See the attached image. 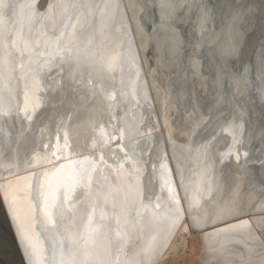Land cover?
Here are the masks:
<instances>
[{
    "label": "bare ground",
    "instance_id": "6f19581e",
    "mask_svg": "<svg viewBox=\"0 0 264 264\" xmlns=\"http://www.w3.org/2000/svg\"><path fill=\"white\" fill-rule=\"evenodd\" d=\"M64 1L9 0L11 12H31L32 18L25 21L16 15L8 19L5 13L0 23V31L10 33L8 43L16 41L14 56L26 66L30 57L32 61L44 59L50 39L59 35L66 20L70 22L62 47L76 45L78 35L96 37L101 47L98 60L78 69L75 64L60 66L59 60L52 68L37 67L34 71L17 68L13 72L10 66L1 64L9 80L12 103L5 106L9 114L0 116V264H60L61 244L68 254L63 257L64 264H148L145 250L159 244L167 234L169 209L176 207L172 197L179 200L182 219L162 254L151 264H261L264 211L258 205L264 201V193L245 188L247 180L241 165L249 160V152L238 144L243 120L226 119L218 130V126L213 128V116L224 111L218 116L222 118L226 110L207 117L196 101L195 109L185 108L182 94L172 84L183 74L180 61L171 56L169 46L163 53L149 37L140 17L145 8L152 13L153 7L145 0H85L88 3L84 9L81 0H72L69 4L74 7L67 14ZM256 1L264 13V0ZM182 3L179 0L176 4L178 15ZM49 5H55L51 13ZM154 8L159 16L165 11L158 2ZM17 25L23 30L14 36ZM186 30L190 33L189 27ZM197 31L200 34V28ZM38 33L42 34L39 45L30 46L21 59L17 49H24L27 37L34 38ZM255 34L254 26L242 32L241 53ZM194 43L199 49L201 39ZM78 45L80 51H87ZM130 56L135 60L127 67ZM4 58L6 49L0 42V59ZM199 62L200 57L192 55L194 69ZM122 66V76L129 82L126 86L119 83L117 70ZM188 72L196 77L189 80L192 94L204 98L205 72L200 76L193 70ZM83 75L86 78L82 80ZM26 94L31 120L24 111ZM36 103L39 107L32 111ZM135 115L137 122L133 123ZM252 123L253 128L264 132L259 115ZM222 132L228 143L218 149L215 158L211 148ZM156 140L161 144L160 153ZM17 146L22 149L19 155ZM173 151L183 161L181 177ZM202 152L210 157L207 162L202 161ZM260 152H264V146L257 150ZM258 158L252 157L254 161ZM122 163L124 167H120ZM74 170H86V185L91 174V188L71 193L60 186L57 191V182L66 180ZM204 179L206 186L202 185ZM49 185L59 201L46 215L44 194L49 192ZM65 196L70 197V203ZM93 206L95 222L103 227L89 239L85 225ZM228 208L230 214L224 211ZM101 212L106 214L104 221ZM193 218L199 219V226L192 227ZM244 220L250 222V230L231 227Z\"/></svg>",
    "mask_w": 264,
    "mask_h": 264
},
{
    "label": "water",
    "instance_id": "95a60500",
    "mask_svg": "<svg viewBox=\"0 0 264 264\" xmlns=\"http://www.w3.org/2000/svg\"><path fill=\"white\" fill-rule=\"evenodd\" d=\"M71 1L65 0L63 3H70ZM87 1L90 2L92 0ZM87 1L81 0L82 8L88 3ZM156 2L159 3V0H145V4L152 6L153 11L149 13V8H145V13L141 14L140 20L144 25H147L149 37L152 40L154 39L157 46L163 50L161 52L164 53L166 46H169L170 49L168 48V50L171 56L180 61L183 74L180 75L181 77L177 83L171 80L173 87H177L178 92L182 94L185 108L191 107L195 109L196 101L201 106V111L207 114V117H210L221 109L227 111L222 118L218 116L219 114H223L224 111L213 116V128L218 126V130H220L222 123L229 118L231 122L239 118L243 120L244 126L240 135L241 137L238 139V144L247 147L249 152V160L241 165L247 180L245 188H253L258 194L262 195L264 193V152L257 153V150L264 146V132L263 130L253 128L252 123L256 115H259L261 122L264 123V48L262 46L264 43V13L261 12L260 5L256 0H182V11L178 15L175 8L179 0H170L173 9H165L162 12L164 17L162 19V14L159 16L154 8ZM173 10H175L176 15L170 16L169 13ZM6 14L9 17L8 19L16 15V18L20 17L21 20L25 21H30L32 18L31 12H21L19 15L8 9ZM252 26L256 30L255 39L250 42L245 52L241 53L242 32L247 31ZM187 27H189L190 33L187 32ZM197 28H200V34ZM214 29H217V31L220 29V32L217 33ZM22 30L23 28L20 25L15 26L13 35L17 36ZM41 35V33H38L34 38L28 36L26 42L29 47L32 45L38 46ZM126 35L127 33L124 34V37ZM56 36L58 35L56 34ZM259 36L262 39H258ZM54 38L50 39L44 56L47 55L48 46ZM198 38L201 39V46L199 49H195L194 42ZM76 40L87 50L86 52L81 51L82 55L89 56L91 61L98 60V52L101 50V47L96 37L88 36L83 38L78 35ZM152 40L151 44L153 43ZM215 42L216 46L212 48V44ZM192 55L200 57V62L199 64H195V69L191 65ZM134 60L135 58L130 56L127 60V67H131ZM17 63H22V61L17 60ZM122 68L124 67L122 66L117 70L119 73V83L126 86L129 82L122 76ZM222 68H226L227 76L221 81L219 76L220 69ZM246 68L247 72H245ZM189 70H193L199 76L202 72H205L203 77L205 80L204 98H196L192 94L189 80L191 77H196L194 73L190 75ZM0 72L3 73V79H0V82H2L0 101L6 106L12 103L11 88L8 87L9 80L1 64ZM81 78L83 80L86 77L83 75ZM213 93L214 95H212ZM229 94L232 95L237 105H240L241 111L236 109V104L232 102ZM216 95L220 96L217 97V100H214L216 99ZM195 115H197L196 111L194 112ZM125 116H128L127 113H125ZM131 120L133 123L134 121L137 122L136 115ZM189 121L192 123V119H189ZM219 135L218 142L211 148L215 158L219 156L218 149L228 143V137L224 135V132ZM129 144V146L133 147L131 142ZM160 145L156 140V151L159 153ZM16 148L19 155L22 149L19 150V146ZM181 149L185 160H187L184 149ZM201 154L202 161L207 162L210 159L207 155L205 156L204 152ZM174 155V160L180 163L177 173L181 177L183 161L177 156L176 152H174ZM254 156L259 157L257 161L252 159ZM218 165H216V168ZM202 185H207L206 179L202 181ZM0 210L2 211L1 204ZM61 248H63V257H67L68 255L66 246L61 244L58 249L59 259H61Z\"/></svg>",
    "mask_w": 264,
    "mask_h": 264
},
{
    "label": "snow or ice",
    "instance_id": "6c2138e0",
    "mask_svg": "<svg viewBox=\"0 0 264 264\" xmlns=\"http://www.w3.org/2000/svg\"><path fill=\"white\" fill-rule=\"evenodd\" d=\"M12 7V5L9 3V0H0V23H3V17L6 13V11L8 9H10ZM31 7V5H30ZM55 7V5H49V13L52 12L53 8ZM71 7H74L73 4H69V3H64L63 4V11L65 14L68 13L69 9ZM159 8L161 10L164 9H173V5L171 4L170 0H159ZM170 16H175L176 12L175 10L171 11L169 13ZM47 18V16L45 17ZM162 19L163 14H162ZM70 22V20H66L64 21V27L63 29L60 31L58 36H55V38L52 40V43L48 46V52L47 55L44 56V59L42 61H32L31 57L29 58V65H24L23 63H17V58L14 56L12 48L15 46L16 41L13 40L12 44L10 45L8 43V39L10 36L9 34H5L3 31H0V42L3 43V47L6 49V58L4 59H0V64H7L8 66H10L11 70L13 72L16 71L17 68L21 69V70H36V68H40L41 70L45 69V68H52L53 66L56 65V61L59 60L60 62V66H63L65 64H75L77 69L80 68L82 65L83 66H87L90 63V57L87 55H82L81 51L79 49V45L78 43L76 45L73 44H66L63 47L61 46L65 36H66V29L68 27V23ZM55 29L53 27V33H54ZM73 34H75V25H73ZM29 49V45L26 42L24 45V49H17V52L19 53V57L22 59L24 56V52L25 50ZM245 72H247V68L245 69ZM227 76V71L226 68H222L220 69V80L222 81L223 79H225V77ZM0 79H3V73L0 72ZM39 107V104L36 103L34 105H32V111H35V109ZM29 108V100L26 94V98H25V116L27 117L28 120H31L32 117L27 115V109ZM10 112V109L5 107V105L3 104L2 101H0V116H7ZM231 127H235V125H232ZM228 130V129H226ZM65 143L67 144V136L65 137ZM207 146L205 145V148ZM101 162L104 161V157L103 155H101L100 157ZM237 159H239V157H237ZM63 167V166H61ZM120 167H124V164L122 163L120 165ZM95 167L93 168V171H95ZM85 171L86 170H82V171H73L72 173L69 174V176L67 177L66 180H59L57 182L56 185V190L58 191V189L60 188V186H65L67 187L71 193H75L77 191L78 188H83V187H87V188H91L92 185V181H93V177L91 176V174H89L88 176V183L87 185L85 184L84 181V175H85ZM107 177H105V181H107ZM169 191L171 192V188L169 189ZM142 195V201L143 202V193ZM172 199L175 200V204L176 207L174 210H172L171 208L169 209V213L170 215H168V219L170 221L169 223V227L167 230V234L165 235L164 239L160 241L159 244H152L150 245L146 250H145V255L148 258V264H151V262L160 254H162L163 248L167 246V241L169 236L171 235L172 231L180 224L181 219H182V209L179 207V200L176 199L175 197H172ZM59 201V197L57 194H55V192L52 189V186L49 185V192L44 194V211L46 215H50L49 213V208H53L55 209L57 207ZM65 201L70 203V197L69 196H65ZM105 203H107V199H105ZM160 205L157 204L156 208L159 209ZM258 209L261 211H264V201H261L260 204L258 205ZM95 206H93V211L92 213H90L88 215V221L87 224L85 225V234L87 235V237L89 239H91L92 237H94V235L96 233H98L101 229V227H103L102 224H96L95 222ZM227 213H231V209H225L224 210ZM137 215L139 216L140 213H137ZM100 219L101 221H104L106 219V214L101 212L100 214ZM116 222L119 223V217H116ZM200 221L197 218H193V223H192V227H197L199 226ZM231 227L236 228V227H241L244 229H251V224L248 220H244L241 222L240 225H232ZM221 231H224L223 229ZM117 237H120V233H117ZM111 243V242H110ZM60 264H64V260H63V248H61V260H60ZM261 264H264V261L261 262Z\"/></svg>",
    "mask_w": 264,
    "mask_h": 264
},
{
    "label": "rangeland",
    "instance_id": "374dc122",
    "mask_svg": "<svg viewBox=\"0 0 264 264\" xmlns=\"http://www.w3.org/2000/svg\"><path fill=\"white\" fill-rule=\"evenodd\" d=\"M106 193L110 195V190L109 189H105Z\"/></svg>",
    "mask_w": 264,
    "mask_h": 264
}]
</instances>
